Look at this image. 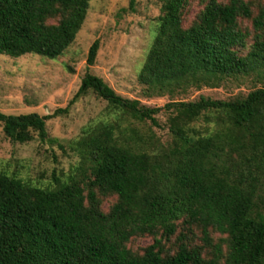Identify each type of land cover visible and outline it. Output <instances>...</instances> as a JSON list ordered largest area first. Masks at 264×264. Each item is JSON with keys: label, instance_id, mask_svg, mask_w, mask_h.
<instances>
[{"label": "trees", "instance_id": "16d2710c", "mask_svg": "<svg viewBox=\"0 0 264 264\" xmlns=\"http://www.w3.org/2000/svg\"><path fill=\"white\" fill-rule=\"evenodd\" d=\"M89 1L0 0V52L58 55L76 38ZM185 4L163 2L139 74L149 95L173 96L213 75L262 71L264 39L243 52L238 19L253 15L247 1L209 0L187 27ZM253 21L264 28V3ZM98 49L95 40L89 65ZM90 90L118 119L156 124L163 108L170 111L171 146L146 149L139 129L107 120L90 124L75 145L91 170L86 187L75 177L38 187L0 170V264H264V87L231 99L201 95L150 108L87 71L72 101ZM200 116H215L219 126L206 135L190 133ZM51 117L0 111L5 134L19 142L32 140L33 132L45 140ZM108 194L117 201L105 212L100 196ZM179 228L175 248L167 249L163 240ZM212 231L221 234L217 241ZM145 234L155 238L143 253L128 247L132 237Z\"/></svg>", "mask_w": 264, "mask_h": 264}, {"label": "rangeland", "instance_id": "374dc122", "mask_svg": "<svg viewBox=\"0 0 264 264\" xmlns=\"http://www.w3.org/2000/svg\"><path fill=\"white\" fill-rule=\"evenodd\" d=\"M90 0L85 19L74 41L61 53L48 57L36 52L14 56L0 52V111L6 114L37 112L51 114L46 122L48 137L41 140L37 132L27 142L13 141L0 122V170L19 177L38 187H56L75 177L86 187L91 170L75 149L76 142L85 129L97 122L116 120L123 127H135L145 135L149 150H163L171 146L170 111L163 108L157 123L139 121L130 116L118 119L108 102L95 92L88 91L72 101L87 71L103 78L124 98L137 99L147 107H164L168 102L197 100L201 95L214 99H231L246 96L250 91L264 87L262 71L250 74L220 75L208 78V83L191 85L175 95H149L139 81V74L159 27L164 0ZM209 0H186L183 24L189 26L199 19ZM226 1V0H223ZM251 5L253 15L238 19L239 29L245 36L244 53L252 50L257 40L264 39V28L254 26L264 0H245ZM99 40L97 57L93 64L87 58L90 46ZM262 72V73H260ZM67 111L56 113L58 109ZM209 117L200 116L189 125L190 133L206 135L219 125ZM151 141V142H150ZM101 208L109 212L117 201L114 194L101 195ZM177 233L167 241V249L175 248ZM196 242L202 244L201 232L195 228ZM214 241L221 234L211 232ZM161 236L158 235V237ZM155 236H134L128 247L136 253L153 243Z\"/></svg>", "mask_w": 264, "mask_h": 264}]
</instances>
